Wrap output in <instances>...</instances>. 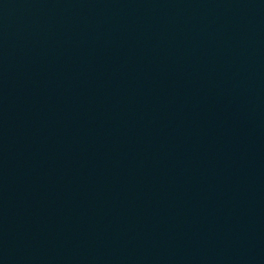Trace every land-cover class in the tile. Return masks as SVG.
<instances>
[{
	"label": "water",
	"instance_id": "1",
	"mask_svg": "<svg viewBox=\"0 0 264 264\" xmlns=\"http://www.w3.org/2000/svg\"><path fill=\"white\" fill-rule=\"evenodd\" d=\"M48 0H0V53Z\"/></svg>",
	"mask_w": 264,
	"mask_h": 264
}]
</instances>
